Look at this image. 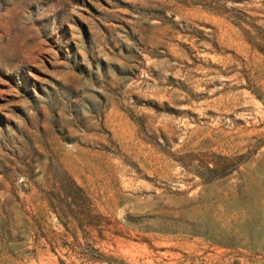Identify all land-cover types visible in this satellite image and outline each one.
<instances>
[{
    "label": "rangeland",
    "instance_id": "obj_1",
    "mask_svg": "<svg viewBox=\"0 0 264 264\" xmlns=\"http://www.w3.org/2000/svg\"><path fill=\"white\" fill-rule=\"evenodd\" d=\"M0 264H264V0H0Z\"/></svg>",
    "mask_w": 264,
    "mask_h": 264
}]
</instances>
